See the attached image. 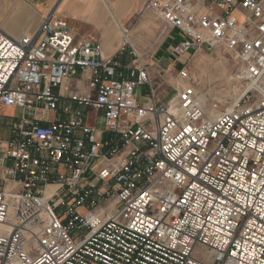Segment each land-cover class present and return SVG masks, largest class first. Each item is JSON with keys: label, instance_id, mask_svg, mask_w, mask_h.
<instances>
[{"label": "built area", "instance_id": "1", "mask_svg": "<svg viewBox=\"0 0 264 264\" xmlns=\"http://www.w3.org/2000/svg\"><path fill=\"white\" fill-rule=\"evenodd\" d=\"M145 9L177 33L171 56L226 49L247 90L210 117L190 87L157 102L133 48L121 63L126 42L106 59L54 15L32 35L0 29V111L22 113L0 172V264H264V0Z\"/></svg>", "mask_w": 264, "mask_h": 264}, {"label": "crops", "instance_id": "2", "mask_svg": "<svg viewBox=\"0 0 264 264\" xmlns=\"http://www.w3.org/2000/svg\"><path fill=\"white\" fill-rule=\"evenodd\" d=\"M146 2L147 0H0V29L14 38L21 34L32 35L46 15H54L67 22L77 39L94 40L103 57L108 59L116 55L125 42L124 38L131 34L128 29L133 25L138 10L143 9ZM132 47V43L128 41L125 54L120 57L123 65L130 64L131 57L128 53ZM160 49L159 46L154 52L147 70L156 101L164 103L172 98L171 92H165L163 88L158 90L160 86L157 77H161L162 72L173 70L177 66V59L173 62L157 60ZM88 76L87 72H83L72 79V89L85 93ZM54 91L59 92L57 89ZM150 97L149 87L135 89L138 105H146ZM21 114L19 109L5 108L0 111V133L3 135L0 137V172L1 167L7 163L4 151L6 142L12 137L11 123L17 121ZM62 117L60 111L49 115L50 120ZM87 117V124L94 126L99 113L89 110Z\"/></svg>", "mask_w": 264, "mask_h": 264}, {"label": "rangeland", "instance_id": "3", "mask_svg": "<svg viewBox=\"0 0 264 264\" xmlns=\"http://www.w3.org/2000/svg\"><path fill=\"white\" fill-rule=\"evenodd\" d=\"M163 27V21L153 11H149L145 7L138 10L133 25L128 29L132 41L137 46L142 47L145 44L139 56L136 55L137 58L135 57L138 60L137 65L140 62L150 64L154 52L160 46L161 49L156 59L162 62H173L177 59V66L173 70L162 72L161 77H157V83L160 86L158 90L163 88L165 92H171L173 98L176 91L190 87L196 96L199 94L198 99L201 97L206 116L213 117L229 108L245 84L240 79L242 66L239 60L223 48H218L216 51L202 49L193 56L187 57L185 55L182 58H175L171 56L168 50L180 39L175 31L171 33L170 37H165V34H162ZM171 37H174L173 41ZM132 48L135 51L136 48ZM134 53L136 54V52ZM184 67L187 78L179 77V73ZM95 127L102 128L101 121L96 120ZM1 136H3L2 132L0 133Z\"/></svg>", "mask_w": 264, "mask_h": 264}, {"label": "bare ground", "instance_id": "4", "mask_svg": "<svg viewBox=\"0 0 264 264\" xmlns=\"http://www.w3.org/2000/svg\"><path fill=\"white\" fill-rule=\"evenodd\" d=\"M147 21V20H146ZM148 22V21H147ZM150 26V25H149ZM152 27V26H151ZM154 29H156L155 27H154ZM150 30V29H149ZM151 32V31H150ZM125 42L126 43H128V41L129 42H131L132 43V45H133V47L134 48H136L135 49V51H136V53H137V55L139 56V54H140V47L139 46H137L136 45V43H134L133 41H132V38H131V35L130 34H128L125 38ZM160 39H161V37H160ZM160 39H159V41H160ZM198 52V51H197ZM193 60V59H192ZM197 69H199V68H197ZM202 86V85H201ZM198 87V86H197ZM247 88H248V85H244L243 87H242V89L240 90V92L239 93H237L238 95H236V97H235V99L232 101L233 103H235L241 96H242V94L247 90ZM200 90V89H199ZM199 95V94H198ZM197 95V96H198ZM196 96V97H197ZM202 96V95H201ZM199 97V96H198ZM201 98V97H200ZM199 98V99H200ZM202 99H200V101H201ZM233 103H231V105L233 104ZM230 108L231 107H229V108H227L226 110H224V111H229L230 110ZM216 113V112H215ZM214 115V114H213ZM215 116V115H214Z\"/></svg>", "mask_w": 264, "mask_h": 264}]
</instances>
